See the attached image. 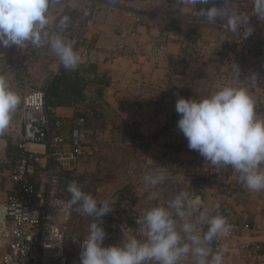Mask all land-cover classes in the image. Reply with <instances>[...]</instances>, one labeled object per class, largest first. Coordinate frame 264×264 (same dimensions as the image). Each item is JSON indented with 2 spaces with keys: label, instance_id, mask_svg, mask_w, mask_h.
<instances>
[{
  "label": "crops",
  "instance_id": "obj_1",
  "mask_svg": "<svg viewBox=\"0 0 264 264\" xmlns=\"http://www.w3.org/2000/svg\"><path fill=\"white\" fill-rule=\"evenodd\" d=\"M87 1L50 0V22L46 29L49 34L59 32L66 42L73 40L83 26L81 13ZM216 3L223 6V0H216ZM197 7L188 0H99L97 13L84 31L82 42L73 47L81 58L79 64L95 65L100 73H107L111 79L104 96L108 126L96 140L91 141L93 147L89 145L91 151L86 157L90 162L102 161L100 164H103L105 153L102 147L111 143L125 145L119 127L135 137H143L144 141L132 144L135 148H142L145 144L147 164L159 172L165 171L169 179L159 184L161 189L165 188L162 189L167 194L165 198L160 196L157 190L161 189L157 186L137 202L128 193L133 198L136 212L143 214L145 209L153 206H166L179 192L192 191L196 181L204 180L205 200L194 197L192 192L193 207L198 210L195 215L200 210L213 215V203L226 201L228 219L250 225L249 230L232 240L225 264H264V191H251L245 185L241 188L238 173L230 166L211 165L197 151L190 150L186 138L172 123L176 114L175 102L185 80L182 75L172 72L170 58L181 54L183 33L192 26L187 23L189 17L201 18ZM251 7L252 0H230L228 11L249 18ZM64 16H68L70 22L60 32L58 23ZM196 25L202 27L203 38L208 41L203 46L213 48L212 53L204 52L208 94L223 86H232L246 88L249 94L264 97V54L255 51L248 66L238 70L226 69L222 61L223 50L217 52L216 48L233 46L236 42L228 17L218 18L214 23L201 18V21L193 23ZM260 33L264 36V23L260 25ZM61 67L59 58L46 41L40 47L30 42L20 48L0 47V77L20 97L9 123L0 129V202L5 201L15 188L11 179L14 168L12 149L17 148L23 134V96L32 88L46 92L47 83L53 80ZM94 92L95 88L87 92L90 101L97 99ZM49 109L54 117L65 120L74 115L71 108ZM78 123L84 122L79 119ZM168 139L180 143L178 153H171L170 146L165 144ZM26 150L41 155L46 148L28 144ZM96 151L99 152L94 154ZM82 166L81 161L79 170L83 169ZM218 177L226 181L225 188L217 186ZM74 223L73 218L67 241L75 235ZM242 244L249 245V248L242 249ZM254 244H260L262 251L255 250Z\"/></svg>",
  "mask_w": 264,
  "mask_h": 264
},
{
  "label": "clouds",
  "instance_id": "obj_2",
  "mask_svg": "<svg viewBox=\"0 0 264 264\" xmlns=\"http://www.w3.org/2000/svg\"><path fill=\"white\" fill-rule=\"evenodd\" d=\"M50 0H0V47H24L30 42L40 47L47 42L51 51L67 70H75L80 56L59 32L49 34ZM197 7L199 17L208 23L228 17L235 32L248 24L247 17L229 13L230 0L217 6L216 0H188ZM258 16H264V0H253ZM69 17L59 20L63 32ZM252 32L249 27L243 36ZM252 78H255L253 75ZM20 103L19 95L0 77V129L7 126ZM175 110L180 117L177 127L190 150L197 151L214 166H231L239 180L251 191H264V119L257 117L255 102L246 88L223 86L201 98L177 97ZM146 184L157 186L166 179L164 173L150 171L143 177ZM68 200L52 201L53 207L77 211L90 219L87 235L80 243V264H224L227 249H213L212 242L226 237L232 229L220 214L209 215L193 207L192 196L179 192L166 206L145 209L119 244L104 246L106 231L103 217L113 211L108 200L98 202L76 181L69 183ZM7 207L0 205V224ZM206 226V231L204 227Z\"/></svg>",
  "mask_w": 264,
  "mask_h": 264
},
{
  "label": "built area",
  "instance_id": "obj_3",
  "mask_svg": "<svg viewBox=\"0 0 264 264\" xmlns=\"http://www.w3.org/2000/svg\"><path fill=\"white\" fill-rule=\"evenodd\" d=\"M98 5L99 0L87 1L81 13L83 26L80 33L73 40H67L73 47L82 42L84 31L92 23ZM250 10L252 14L247 18L248 24L239 26L235 31V44L223 50L222 61L226 69L238 70L248 66L255 51L264 54V36L260 33L264 16H258L252 7ZM187 23L193 25V18L189 17ZM249 27L252 28L251 34L243 36ZM250 96L255 102L257 117L264 119V101H261L264 97L252 93ZM22 112L23 134L17 146L27 152L28 157H23L16 163L11 174L15 188L5 201L0 202L8 210L4 223L0 224V264H80V243L83 239L77 243L72 257L68 256L66 249L75 206L65 211L62 207H53L51 202L69 199L63 197L61 191L65 189L67 192L70 182L76 181L84 191L87 183L65 180L62 184L53 162L62 170H76L79 160L91 151L88 136L83 129V123H78L79 127L68 137L54 134V116L46 105V92L42 89L30 90L23 96ZM60 126L61 122L55 123V127ZM28 144L43 145L46 151L41 155L28 152ZM165 144L170 146L171 153L179 152L180 143L177 140L168 139ZM216 184L219 188L227 185L221 177H218ZM240 186L244 188L243 183ZM187 192L192 196V191ZM212 214L224 216L232 226L226 237L212 242L214 250L220 247L227 249L226 259L232 240L243 231L249 230L250 225L230 221L226 201L213 203ZM141 216L142 214L136 212L133 198L129 194L116 196L113 211L103 217V227L107 234L104 246L119 244L124 236H130L131 230L138 228L136 222ZM204 230L206 231V226ZM241 248H249V245L242 244ZM253 248L262 251L260 244H254ZM185 264H191V258Z\"/></svg>",
  "mask_w": 264,
  "mask_h": 264
},
{
  "label": "trees",
  "instance_id": "obj_4",
  "mask_svg": "<svg viewBox=\"0 0 264 264\" xmlns=\"http://www.w3.org/2000/svg\"><path fill=\"white\" fill-rule=\"evenodd\" d=\"M202 20L204 19L202 18ZM193 21L194 23L195 21H201V18L198 20L193 19ZM182 42L183 45L181 54L176 57L170 58V69L174 74H179L184 77L186 76V73L179 71V65L182 63L184 64L185 57L191 58L192 55L187 56L188 50H197L200 45L208 44V41L203 38L202 27L192 25L183 33ZM201 67L202 71L201 68H199L197 69V71H195V73H193V80L198 77H206V65L204 62L201 64ZM110 85V76L107 73H100L95 65L79 64L75 70H67L62 66L59 72L53 77V80L47 83V87L45 89L46 105L48 108H71L74 110V115L71 119L67 120L60 117H53L52 123L54 127V134L64 135L68 137L74 129L79 127L78 120L82 119L84 122L83 129L88 136L89 145L93 147V143L91 141L96 140L98 135L102 132H105L108 126L105 119L106 114L104 110V105L106 104V102H104V96L107 88H109ZM92 88H95L94 93L97 99H92L90 101L87 92ZM207 95L208 94H206L205 96ZM180 97L187 99L201 98L204 96L192 90L188 84V81L185 80ZM97 100L103 101L104 103L98 104ZM108 108L110 109V107ZM179 118L180 117L176 112L174 118L172 119V123L174 125H177ZM58 121L61 122V126L55 127V123ZM119 130H121L122 143H125V145H120L121 143L116 144L118 146L134 147L132 143L145 140L141 136L135 137L134 134H131V132L126 129H122V127H119ZM113 144L114 143H111V145ZM146 147L147 146L145 144L142 145V149L144 151ZM102 148H100V151ZM12 152L14 154V167L21 158L28 157V153L20 150L18 146L17 148H13ZM98 152L99 151H96L94 152V154ZM85 158L86 156L82 157L79 160L77 169L74 171L62 170L59 166H57L55 162H53V165L60 176L62 184L65 180H79L85 182V180L79 177L78 175L79 164ZM61 187H63V185ZM61 195L65 198H70V194L66 192L65 189H62Z\"/></svg>",
  "mask_w": 264,
  "mask_h": 264
},
{
  "label": "rangeland",
  "instance_id": "obj_5",
  "mask_svg": "<svg viewBox=\"0 0 264 264\" xmlns=\"http://www.w3.org/2000/svg\"><path fill=\"white\" fill-rule=\"evenodd\" d=\"M221 48V49H220ZM216 48V51L220 52L226 48V46ZM213 48L204 47L200 45L197 50H188L187 56L192 55L191 58L185 57L184 64L179 65V71L186 73L183 77L188 81L190 88L202 96L208 94L209 81L205 78H196L193 80V73L197 69L202 67L201 64L205 63L204 52L208 51L212 53ZM210 65L213 64L209 61ZM206 65V63H205ZM210 68V66L208 65ZM206 68V67H205ZM204 70V69H203ZM206 73V72H205ZM39 87V86H38ZM37 89V88H32ZM209 95V94H208ZM105 110V108H104ZM104 159L102 161L90 162V159L86 157L82 160V170H79L78 175L87 183V189L85 192L91 194L98 202L108 200L111 207H115L116 196L123 193H131L137 202L140 198L146 197L148 191H152L156 186L148 185L142 178L150 171L159 172L152 165L147 164L145 151L142 148L118 146L109 144L107 147H103ZM165 177V171L163 172ZM169 178H166L167 180ZM164 180V181H165ZM161 189V186L157 185ZM165 190V188H162ZM157 190L162 197H166L167 194L163 190ZM191 191V190H188ZM200 202V200H199ZM78 206H75L74 218V231L75 235L67 241L66 249L68 256L72 257L75 254L77 243L82 240L84 235H87V228L90 219L78 212ZM119 234V233H118Z\"/></svg>",
  "mask_w": 264,
  "mask_h": 264
},
{
  "label": "water",
  "instance_id": "obj_6",
  "mask_svg": "<svg viewBox=\"0 0 264 264\" xmlns=\"http://www.w3.org/2000/svg\"><path fill=\"white\" fill-rule=\"evenodd\" d=\"M206 186V182L204 180H198L192 185V192L194 197L201 198L202 200H205L206 193L204 191V188Z\"/></svg>",
  "mask_w": 264,
  "mask_h": 264
}]
</instances>
